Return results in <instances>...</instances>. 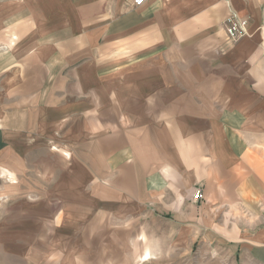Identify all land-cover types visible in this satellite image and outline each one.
<instances>
[{"label":"crops","instance_id":"obj_1","mask_svg":"<svg viewBox=\"0 0 264 264\" xmlns=\"http://www.w3.org/2000/svg\"><path fill=\"white\" fill-rule=\"evenodd\" d=\"M0 168L11 259L264 264V0H0Z\"/></svg>","mask_w":264,"mask_h":264},{"label":"rangeland","instance_id":"obj_2","mask_svg":"<svg viewBox=\"0 0 264 264\" xmlns=\"http://www.w3.org/2000/svg\"><path fill=\"white\" fill-rule=\"evenodd\" d=\"M14 182V183H13ZM16 185V180H12L11 175L9 173L4 172L0 168V219L3 220V223L9 227L10 221L6 220L8 216L11 214L12 209H15V212L17 211L18 206H20V203L17 204L16 201H18L20 198L15 197L13 199L11 196L20 195L27 196V188H11V186ZM202 195V193H201ZM193 196V195H192ZM16 200V201H15ZM26 241H24L25 243ZM10 243V238L8 240V244ZM16 245H20L18 242V237H16ZM0 264H28L26 262V254H24L23 258L18 259H11L10 254H5L3 251H0Z\"/></svg>","mask_w":264,"mask_h":264},{"label":"built area","instance_id":"obj_3","mask_svg":"<svg viewBox=\"0 0 264 264\" xmlns=\"http://www.w3.org/2000/svg\"><path fill=\"white\" fill-rule=\"evenodd\" d=\"M147 0H133V5L139 7L143 5ZM248 19L244 17H238L236 15H229L222 22L221 27L225 34L226 41L229 44L237 43L247 33ZM202 198L201 191L195 189L192 199L198 201Z\"/></svg>","mask_w":264,"mask_h":264}]
</instances>
